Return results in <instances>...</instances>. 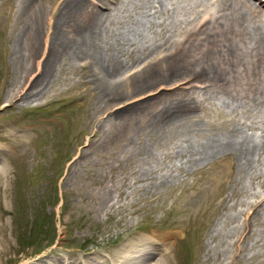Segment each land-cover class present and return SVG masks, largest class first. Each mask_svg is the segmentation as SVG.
Returning a JSON list of instances; mask_svg holds the SVG:
<instances>
[{"label":"bare ground","instance_id":"obj_1","mask_svg":"<svg viewBox=\"0 0 264 264\" xmlns=\"http://www.w3.org/2000/svg\"><path fill=\"white\" fill-rule=\"evenodd\" d=\"M39 1L16 2L20 26L11 56L19 77L7 100L33 104L61 74L80 70L79 82L90 85L110 123L107 130L130 134L122 149L125 159L134 152L136 138L145 140L138 143L144 156L135 170L138 182L153 184V173L166 156L158 149L168 144L187 157L194 171L218 163L230 167L222 172L228 177L224 184L232 183L249 198L239 212L244 221L227 229L235 218L227 215L228 221L220 223L226 237L219 224L212 237L222 236L229 264L235 263L251 223L264 219V134L255 139L248 132L259 130L258 118L264 122V0H188L193 17L183 19L174 17L168 5L175 0H53L51 14ZM130 11L143 13L140 20ZM126 17L130 22L118 28ZM125 45L133 48L129 61L120 54ZM206 104L234 115L213 113ZM5 149L0 147V174L9 172L1 162ZM157 177L163 185L166 174ZM259 177L263 197L248 193ZM120 186L114 184L116 190ZM4 230L0 224V264H113L100 254L4 260L9 253ZM162 244L165 249L153 238L134 242L117 264H163L171 251L166 241Z\"/></svg>","mask_w":264,"mask_h":264},{"label":"rangeland","instance_id":"obj_2","mask_svg":"<svg viewBox=\"0 0 264 264\" xmlns=\"http://www.w3.org/2000/svg\"><path fill=\"white\" fill-rule=\"evenodd\" d=\"M52 1H39L47 14L54 11ZM175 1L168 4L174 17H193L188 0ZM16 2L0 0V147L6 148L1 162L9 169L0 174V224L9 249L4 260L100 254L117 264L118 256L134 242L153 238L161 248H166L165 241L170 247L163 264H229L225 241L222 236L212 237V232L219 224L226 237L220 223L228 216L235 218L228 221L227 229L237 221L241 225L244 216L239 212L248 198L232 183L224 184L228 177L222 172L230 167L218 163L194 171L187 157L168 144L158 149L166 156L164 166L153 173V184L138 182L135 170L144 157L138 143L141 146L145 140L136 138L134 152L125 159L122 149L130 134L121 128L107 130L110 123L104 121L106 114L96 105L90 85L79 82L80 70L61 74L33 104L19 106L7 100L19 77L11 56L20 26ZM130 13L137 20L143 14ZM132 21L135 24L136 19ZM128 22L126 17L117 27ZM132 50L129 45L122 47V59L129 61ZM205 107L234 115L220 105ZM255 124L259 130L248 132L260 139L262 118ZM161 173L166 174L163 185L157 177ZM260 180L253 185L256 188L250 186L249 194L264 196ZM114 184L121 186L116 190ZM250 228L233 264H264V219L252 222Z\"/></svg>","mask_w":264,"mask_h":264}]
</instances>
